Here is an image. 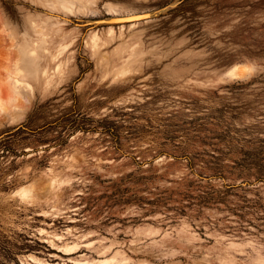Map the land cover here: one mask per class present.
Segmentation results:
<instances>
[{"label": "rangeland", "instance_id": "obj_1", "mask_svg": "<svg viewBox=\"0 0 264 264\" xmlns=\"http://www.w3.org/2000/svg\"><path fill=\"white\" fill-rule=\"evenodd\" d=\"M0 264H264V0H0Z\"/></svg>", "mask_w": 264, "mask_h": 264}, {"label": "bare ground", "instance_id": "obj_2", "mask_svg": "<svg viewBox=\"0 0 264 264\" xmlns=\"http://www.w3.org/2000/svg\"><path fill=\"white\" fill-rule=\"evenodd\" d=\"M243 69V68H242ZM235 70H236V68H235ZM244 70V69H243Z\"/></svg>", "mask_w": 264, "mask_h": 264}]
</instances>
